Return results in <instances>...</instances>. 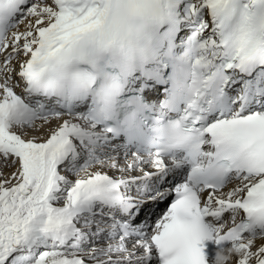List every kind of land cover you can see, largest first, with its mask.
<instances>
[{"label": "snow or ice", "instance_id": "snow-or-ice-1", "mask_svg": "<svg viewBox=\"0 0 264 264\" xmlns=\"http://www.w3.org/2000/svg\"><path fill=\"white\" fill-rule=\"evenodd\" d=\"M0 264H264V0H0Z\"/></svg>", "mask_w": 264, "mask_h": 264}, {"label": "bare ground", "instance_id": "bare-ground-1", "mask_svg": "<svg viewBox=\"0 0 264 264\" xmlns=\"http://www.w3.org/2000/svg\"><path fill=\"white\" fill-rule=\"evenodd\" d=\"M165 206H166L165 203H161L159 206H153V209L158 207L159 209H161L160 213H162L164 211ZM159 214H157V215H159ZM153 219H155V217H153Z\"/></svg>", "mask_w": 264, "mask_h": 264}]
</instances>
